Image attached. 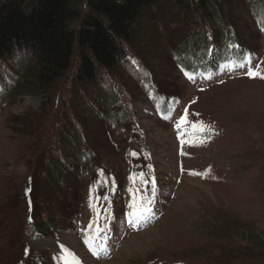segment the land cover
<instances>
[{"label": "rangeland", "instance_id": "obj_1", "mask_svg": "<svg viewBox=\"0 0 264 264\" xmlns=\"http://www.w3.org/2000/svg\"><path fill=\"white\" fill-rule=\"evenodd\" d=\"M246 1L226 14L251 62L234 64L240 58L235 50L227 54L226 73L206 70L200 78L179 72L175 52L189 33L198 47L210 45L206 36L219 31V14L196 22L195 14L182 17L170 0H156L141 15L148 34L140 63L129 53L134 67L123 64L111 82L100 79L105 94L114 85L121 102L131 98L132 125L97 119L94 114L106 110L93 86L79 91L72 111L66 81L51 100L30 92L33 60L24 53L0 63V264H65L73 256L79 264H103L123 245L128 255L116 264L264 263V79L246 75L258 65L264 74V30ZM217 45L210 51L222 60L226 52ZM145 80L178 96L170 116H160ZM64 108L86 133L90 161L81 173L78 166L71 169V145L48 151L49 161H57L53 168L42 161L45 131L61 120ZM181 118L186 123L178 130ZM50 173L58 176L47 178ZM185 178L195 185L185 187ZM142 197L152 201L151 219L133 227L129 205L138 209ZM42 220H52L55 230L37 233L34 226Z\"/></svg>", "mask_w": 264, "mask_h": 264}, {"label": "trees", "instance_id": "obj_2", "mask_svg": "<svg viewBox=\"0 0 264 264\" xmlns=\"http://www.w3.org/2000/svg\"><path fill=\"white\" fill-rule=\"evenodd\" d=\"M170 1L181 11L182 17L187 13L195 14L196 22L212 18L214 12L221 17L216 23L219 31H213L210 36H206L211 41L210 45L204 46L199 42L201 47H198L194 44L193 34L189 33L188 40L176 49L175 61L182 75L187 74V77L194 78L200 77L206 70L218 72L225 66L226 60L230 59L227 54H234L235 50L240 56V64L247 61L248 48L235 38L236 32L233 28L236 22L227 15L228 8L234 9V5H242L243 0ZM246 2L258 28L264 30V0ZM155 3L156 0H0V63L8 61L16 53H24L33 60L30 92L51 100L61 93L59 84L66 89V81L71 93L67 105L72 111V102H79V91L93 86V94L106 110L104 114L95 113L96 118L102 117L109 125H132L134 114L127 106L131 98L126 97L121 102L124 96L116 91L118 86L114 85L105 94L101 91L100 79L109 80L112 75L119 76L120 66L134 67L127 57L129 53L140 63L137 55L142 54L141 45L148 34L141 29V15L150 12ZM154 23L157 25V20ZM194 25L198 27L196 23ZM217 44L226 52V57L222 60H214L210 51ZM112 80L113 78L107 82ZM143 84L146 94L152 92L161 116L176 109L178 96L161 92L156 88L155 80H145ZM126 89L131 96L135 94L131 87ZM191 97L197 98L195 94H191ZM164 108L168 110L164 111ZM62 114L61 120L45 131L48 143L42 149V161H49V150H60L62 146L71 145L73 150L71 148L70 159L73 164L70 167L72 169L78 166L76 170L81 173L80 167L89 166L90 161V152L83 148L86 145V133L80 131L75 122H71V114L66 108ZM55 129L58 130L52 134ZM42 139L44 140V136L37 139V144ZM40 146L37 145L35 149ZM130 151L133 159L136 153L133 149ZM56 163L57 161L50 159L47 167L53 168ZM54 176L58 175L50 173L47 178ZM116 183L118 187L121 186L120 181ZM51 222L52 220H42L34 229L40 234H44L45 230L54 231L56 226ZM39 263L46 264V260H40Z\"/></svg>", "mask_w": 264, "mask_h": 264}, {"label": "snow or ice", "instance_id": "obj_3", "mask_svg": "<svg viewBox=\"0 0 264 264\" xmlns=\"http://www.w3.org/2000/svg\"><path fill=\"white\" fill-rule=\"evenodd\" d=\"M241 67H244V64L240 65ZM259 65L256 67V69L254 70L252 67L248 68V71L246 73V75H248L250 78H256L259 77L261 79H264V74L259 72ZM187 75V74H186ZM189 79H191V77H189ZM182 123H186V121L181 118L180 121L177 122L176 127L179 130L181 128V124ZM194 127H196L194 125ZM206 126L202 124V122L199 124V128L200 130H203ZM183 135V133L178 131V137ZM182 143H184V141H181ZM198 174V173H197ZM143 183H147V181H143ZM155 194V182H153V195ZM151 200L146 198V197H142L140 200V207L137 209L134 207V205L130 204L129 207L131 209H133L132 212L129 213V224L132 225L133 227H136L138 224H140L141 222L147 221L149 219H151ZM85 244L89 245V248L91 250L92 245L89 244L88 239H85ZM61 249L63 252L68 253V249L64 248L63 246H61ZM69 255H72L71 253H68ZM94 255H96L95 252H93ZM65 264H79V261L73 256L72 261L69 262L67 260H65Z\"/></svg>", "mask_w": 264, "mask_h": 264}, {"label": "bare ground", "instance_id": "obj_4", "mask_svg": "<svg viewBox=\"0 0 264 264\" xmlns=\"http://www.w3.org/2000/svg\"><path fill=\"white\" fill-rule=\"evenodd\" d=\"M254 84V83H253ZM205 145V144H204ZM187 178V177H186ZM184 179V183L183 184H186L187 186H185V187H188V185H189V187H191V186H194L195 184L194 183H192V181L193 180H191V179ZM183 182V181H182ZM193 182H195V181H193ZM183 186V185H182ZM185 187H182L183 189L185 188ZM181 188V189H182ZM70 242V244H72L73 246H77V244L73 241V240H70L69 241ZM124 246V245H123ZM121 247V248H119L118 249V251L113 255V257H112V260H110L109 259V261H105L103 264H116L117 263V261H119V259L120 258H122V256H123V254H125V255H128V252L125 250V247Z\"/></svg>", "mask_w": 264, "mask_h": 264}]
</instances>
